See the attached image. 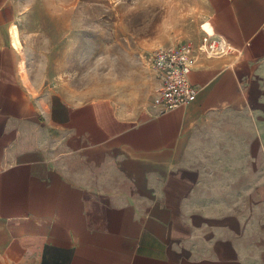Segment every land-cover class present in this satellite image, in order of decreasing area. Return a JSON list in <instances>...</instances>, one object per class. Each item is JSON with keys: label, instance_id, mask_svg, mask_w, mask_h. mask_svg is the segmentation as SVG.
<instances>
[{"label": "crops", "instance_id": "0c3cea01", "mask_svg": "<svg viewBox=\"0 0 264 264\" xmlns=\"http://www.w3.org/2000/svg\"><path fill=\"white\" fill-rule=\"evenodd\" d=\"M203 1L233 52L127 114L34 89L0 0V264H264V0Z\"/></svg>", "mask_w": 264, "mask_h": 264}, {"label": "rangeland", "instance_id": "374dc122", "mask_svg": "<svg viewBox=\"0 0 264 264\" xmlns=\"http://www.w3.org/2000/svg\"><path fill=\"white\" fill-rule=\"evenodd\" d=\"M12 38L34 89L69 99L109 98L127 114L159 86L151 56L195 43L209 12L203 0H14Z\"/></svg>", "mask_w": 264, "mask_h": 264}, {"label": "built area", "instance_id": "2783aa9c", "mask_svg": "<svg viewBox=\"0 0 264 264\" xmlns=\"http://www.w3.org/2000/svg\"><path fill=\"white\" fill-rule=\"evenodd\" d=\"M233 50L226 38L209 35H204L198 46L180 42L156 48L151 56V65L159 81L152 101L155 112L165 113L197 98L199 87L190 81V73L199 54L216 57Z\"/></svg>", "mask_w": 264, "mask_h": 264}]
</instances>
